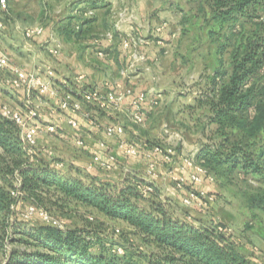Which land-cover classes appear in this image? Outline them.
<instances>
[{
	"label": "rangeland",
	"instance_id": "rangeland-1",
	"mask_svg": "<svg viewBox=\"0 0 264 264\" xmlns=\"http://www.w3.org/2000/svg\"><path fill=\"white\" fill-rule=\"evenodd\" d=\"M77 1L82 0H8V10L0 9V47L8 57H16L22 63L17 64L27 69L38 66L53 69L56 85L62 90L64 87L59 80L65 79L73 89L75 77L82 73L80 71L85 72V69L90 71L88 74L85 72V82L92 73H98L110 81L122 80L132 87L141 86V89L156 96L159 102L156 105L149 104L148 119L140 127L132 125L120 112L119 119L125 124L126 135L131 139L142 137L149 142L167 143L164 141V125L167 124L170 130L180 133L183 138L182 145L175 138L170 141L171 145L178 152L202 159L199 151L203 145L214 143L219 136L216 125L208 122L207 107L201 105L198 99L209 90L211 76L214 69L220 67V60L223 61L222 65L227 66L232 45H228L226 50L220 47L224 43L234 42L233 36L227 39L231 34L228 25L223 29L218 28L209 18V6L205 0H102L106 4L104 7L86 9L88 14L93 13L97 17L92 31L77 37L58 29V24L68 13L76 11L77 7H87L85 2L75 4ZM163 21L168 27L164 32V48L157 53L158 60L149 59L139 63L138 70L131 77L121 79L119 70L125 65L126 58L118 45L120 38L131 34L143 40L150 39L154 26ZM35 24L47 27L46 34L31 40L25 39L23 28ZM116 25L119 30L115 31L113 41L104 46L103 60L112 59V63H109L97 55L94 38ZM235 28H239V25ZM211 29H215V32H210ZM53 39L61 44L58 55L49 53L47 49L48 42ZM132 78H135V82L128 84ZM41 102L50 105L53 101L44 98ZM0 103L23 107L24 101L19 92L0 83ZM34 103L40 102L35 99ZM88 108L95 107L89 105ZM96 112L98 117L103 115L100 111ZM135 130L140 134H133ZM58 142L61 148L57 146ZM38 146L54 151V160L64 164L60 171L78 175L84 180L95 176L121 187L131 177L143 179L141 171L131 170L138 167V163L129 159L132 157L119 156L117 166L110 171H89L86 165L92 152L96 151L92 143L87 148H79L73 142H62L55 134L43 133L38 138ZM209 170L214 174L215 181L209 184L204 205H183L181 198L186 187L176 188L174 182L168 181L162 174L154 181V190L159 193L156 199L167 202L181 216L184 212L190 214L197 224L219 222L229 227L250 264H264V209L248 201L249 195L264 191V175H244L239 170L219 175ZM147 196L155 197V194ZM19 204L18 211L22 212L28 203L22 201ZM41 208L52 223H62L63 227L94 228L104 237V241L118 245L121 250L116 251L120 254L124 252L123 247H131L135 251L150 250L123 220L106 218L90 207L70 203L64 210H59L56 205ZM27 220L44 222L37 214ZM20 235L24 237L21 233H13L12 237ZM16 250L20 256L13 258V251ZM98 250L96 247L93 251ZM36 251L52 253L32 242H13L0 238V264H51L35 256H23ZM63 264L78 263L67 258Z\"/></svg>",
	"mask_w": 264,
	"mask_h": 264
},
{
	"label": "trees",
	"instance_id": "trees-1",
	"mask_svg": "<svg viewBox=\"0 0 264 264\" xmlns=\"http://www.w3.org/2000/svg\"><path fill=\"white\" fill-rule=\"evenodd\" d=\"M101 1L75 2H85L87 7L73 10L61 21L59 30L77 37L92 31L97 17L86 9L104 7ZM205 2L209 18L219 29L228 25L231 34L227 39H235L221 45V50L232 45L227 66L220 60L209 90L198 99L207 107L208 122L216 125L219 136L214 143L204 144L199 154L203 164L219 175L235 170L264 175V0ZM52 162L42 151L28 155L19 127L0 114V238L32 242L52 252L36 251L24 257L35 256L51 264H63L67 258L78 264H250L227 226L220 230L219 222L197 224L188 213L177 214L167 202L156 199L157 191L149 193L155 197L142 194L136 187L142 179L131 177L117 187L95 176L84 180L63 173ZM16 182L22 192L20 200L35 206L56 205L64 210L76 203L106 218L123 220L150 250L123 247L120 254L116 251L119 246L104 241L94 228L59 227L24 219L18 211L19 200L11 195ZM248 201L264 209V191L249 195ZM13 233L24 237H12ZM96 247L99 250L93 251ZM16 256H20L17 250L12 257Z\"/></svg>",
	"mask_w": 264,
	"mask_h": 264
},
{
	"label": "built area",
	"instance_id": "built-area-1",
	"mask_svg": "<svg viewBox=\"0 0 264 264\" xmlns=\"http://www.w3.org/2000/svg\"><path fill=\"white\" fill-rule=\"evenodd\" d=\"M9 6L8 0H0V9L7 11ZM90 14V13H89ZM1 25V22H0ZM78 27V26H77ZM168 24L160 22L154 26L150 39H140L127 34L120 38L118 45L125 55V65L119 70L121 79H127L138 70V64L147 60V53L142 49L143 46L155 43L164 45L165 38L163 33L166 31ZM119 30L118 25L106 30L100 37L94 38L96 53L99 57L105 56L104 43L112 42L115 31ZM45 33V27L42 24L29 25L23 28V37L27 40L41 37ZM47 46V45H46ZM61 44L58 40L48 42V52L58 55ZM158 60L157 55L153 58ZM85 75L80 73L75 77L74 87L70 88L69 83L65 80H59L64 89L56 85V79L53 69L48 66L35 67L27 69L22 65L15 63L0 47V83L16 91H22L23 107H14L7 103H0V114L11 119L20 130V137L26 153L30 156L42 151L47 159H51L52 166L58 169L63 167L62 161L54 160V151L49 148L41 149L38 146V138L43 133L54 134L59 132L64 126H68L74 131L73 142L75 146L84 148L86 141L79 134V121L76 117L66 114L67 112H81L82 117L89 125L100 127L107 136L117 138V150L125 157H142L145 160L144 182H137L136 187L142 194H149L154 190V181L161 177V171L158 168L160 157L166 166L170 180L174 182L176 188L186 187V192L181 198V202L186 207L194 205H204L207 191L195 187L205 181L214 182L215 176L203 164V159L195 158L178 152L171 145L170 141L175 138L182 145L183 138L180 133L169 129L164 125L166 138L163 142L149 143L146 139H129L125 136V127L122 123L111 121L106 124H100L97 117L90 110L83 108V103L91 104L98 111L109 115L123 112L127 120L137 127L145 123L146 113L145 105L158 104V98L153 96L149 91L136 89L125 84L122 80H105L101 84L89 85L85 82ZM52 100L48 106V114L53 120L43 121L40 116L39 104L34 103L35 99L39 102L42 99ZM137 135L139 131H134ZM118 155L113 151H108L107 142L98 141L96 151L92 152L86 168L89 171L98 169L110 171L118 164ZM179 172H187L186 175H178ZM22 192L19 189V183L11 189V195L18 202ZM15 204L13 205V207ZM39 215L44 222L63 227L62 223H52L41 207H36L28 203L21 215L24 219H29L32 215ZM189 219L191 215L187 216ZM218 229H224V226L218 224ZM229 231L231 229L227 228ZM116 250H121L117 247Z\"/></svg>",
	"mask_w": 264,
	"mask_h": 264
},
{
	"label": "crops",
	"instance_id": "crops-1",
	"mask_svg": "<svg viewBox=\"0 0 264 264\" xmlns=\"http://www.w3.org/2000/svg\"><path fill=\"white\" fill-rule=\"evenodd\" d=\"M102 2L103 1H101V3ZM103 4L106 5L105 3H103ZM71 13H74V12L71 11L68 14H71ZM59 26H60V23L58 24V27ZM46 32H47V27H45V33L44 34H46ZM165 34L163 33V36L164 37L166 36ZM42 36H44V35H42ZM106 43H109V42H105L104 43V46H105ZM163 48H164L163 46L156 45L155 43H150L149 45H145V46L142 47V49L147 53V56H148L147 57V60H149V59L153 60V58L157 55V53L160 52V50H162ZM12 59L15 61V63L22 64L18 59H16V57L15 58L12 57ZM103 59H105V58H102V60ZM103 61L112 63V59H107V60H103ZM80 72H82V74H84L86 76V73L88 74L90 71L88 69H85V72L86 73L83 72V71H80ZM105 80H109V79L108 78H105L103 74L101 75V74H98V73H92L91 76H90V78H88V81L86 83L89 82L90 84H98L99 85V84L103 83ZM134 82H135V78H132V79H130L128 81V84L134 83ZM140 87L139 86H135L136 89H141ZM17 92H19V94L22 95V91H17ZM87 105L89 106L91 104L83 103V108L84 109H87V110H90L91 112H93L94 115L97 117V119H98V121H99L100 124L103 125V124H106V123L111 122V121H117V122H120L123 125H125L124 122L121 119H119V115H118L119 112L116 113V114H114V115H109L107 113H104V112L100 111L101 113H103V115L100 116V117H98V115H96V113H97L96 111H98V110L95 109V108H93V109L92 108H88ZM40 106H41V108H40ZM48 106L49 105L47 103H42L41 101L39 103V111L41 110L40 116H41V119L43 121L53 120V118L51 116H49V114H48ZM147 112H149V104H146L145 105V113H146L145 122L148 119ZM66 114L72 115V116H74V117H76L78 119L79 126H80L79 134L82 137H84V139L86 141V146L84 148H87V145L90 144V143H92L93 148L96 146L95 149H97L98 141L104 140V141L107 142L108 151L115 152L118 155V158H119V156H123L117 150V147H116L117 138L116 137H114V136H107V135H105V133L102 131V129L100 127H96V126L87 124V122L82 117L81 112H77V113L67 112ZM132 133L134 134V131H132ZM54 134L57 135L62 140V142H64V143H71V142H73V134H74V131L72 129H70L67 125L64 126V128H61L59 132H56ZM125 136L127 138H129V135H126V133H125ZM73 144H74V142H73ZM57 146L61 148L62 145H61L60 142H58V145ZM129 159H131V161H133V162L138 163L137 169L135 167H133L131 170L133 172H135L136 170H139V171L142 172V174L144 176V173H145V165H146L145 164V160L142 157H132V158H129ZM158 159H159L158 168L160 169L161 174L163 175V177H166V179L168 181H171L170 180V176L167 173L165 164L163 163V161H162V159L160 157H158ZM177 174L178 175H186L187 172L186 173L185 172H179ZM209 184H210V182L205 181V182H203L201 184H196L194 186L197 187V188H199V189H204V190L208 191Z\"/></svg>",
	"mask_w": 264,
	"mask_h": 264
}]
</instances>
